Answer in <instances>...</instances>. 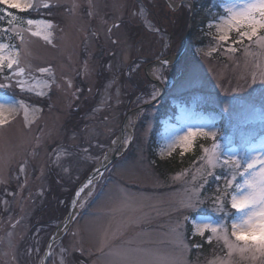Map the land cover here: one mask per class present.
Listing matches in <instances>:
<instances>
[{"label":"rangeland","instance_id":"374dc122","mask_svg":"<svg viewBox=\"0 0 264 264\" xmlns=\"http://www.w3.org/2000/svg\"><path fill=\"white\" fill-rule=\"evenodd\" d=\"M168 1L173 9L164 0H31L29 16L0 6L7 22L0 25L4 55L18 51L25 69L20 76L6 67L0 72V83L11 85L0 87V264L39 263L81 176L118 144L127 117L125 150L80 203L47 264L179 256L178 234L188 248L184 264H264L259 251L229 256L215 236L210 252L197 256L187 238V231L199 235L204 224L230 225L245 214L231 208V195L223 212L216 205L224 178L231 179V164L222 161L264 153V30L242 43H232L239 39L234 30L226 42L219 40L221 29L228 31V9L238 11L253 0H224L204 26L196 0L180 6V0ZM192 13L182 58L149 72V61L171 62L179 53ZM28 19L52 27L38 23L29 29ZM37 31L41 35H31ZM44 67L51 72L38 70ZM162 90L161 100L140 109ZM189 129L209 135L181 146ZM199 143V152L179 170L164 173L154 166L158 157L191 154ZM243 182L236 176L228 192ZM193 198L199 205L186 209ZM129 218L140 222L121 223Z\"/></svg>","mask_w":264,"mask_h":264},{"label":"snow or ice","instance_id":"6c2138e0","mask_svg":"<svg viewBox=\"0 0 264 264\" xmlns=\"http://www.w3.org/2000/svg\"><path fill=\"white\" fill-rule=\"evenodd\" d=\"M0 6H6L10 9H16L21 12L30 10L34 7L31 0H0ZM45 8L51 7V5L44 4ZM228 12L231 14L227 20V32H224L221 29V34L219 40L226 42L229 39L228 33L235 31L238 34L239 39L233 41L232 43H242L244 38L251 40L253 37H256L260 30H264V0H253L245 7L237 10L232 8L228 9ZM11 15V13H9ZM42 23L45 27H52L50 21H36L32 19L27 20V25L29 29L32 25ZM21 41L23 42V34H19ZM31 35L39 36L41 33L39 31L32 32ZM44 40L48 41L49 37L45 35ZM261 44L264 45V37L259 38ZM5 45L0 44V72H3L5 67L7 70L14 71L17 76L23 75L25 69L20 67L19 52L17 51L14 56L5 57L4 55ZM230 51H236L233 47L229 49ZM167 63V61H165ZM14 65L16 68L14 69ZM42 73H49L51 69L49 68H40L38 69ZM5 79H10V77L5 76ZM11 85H6L0 83V87H10ZM23 82H20V87L23 90ZM22 103V102H17ZM5 107L4 104H0V124L4 122V112L2 109ZM208 136L209 133L203 131L202 129L192 130L189 129L188 132L180 137V145L185 146L186 142L190 141L196 136ZM212 138L215 140V133H212ZM124 143H127L125 140ZM112 144H117V141H112ZM214 149L219 148L218 145H213ZM205 153H208V149H204ZM107 157H105L106 159ZM209 163L212 162V157H208ZM216 160L219 162L220 157L217 156ZM222 163L225 166L231 164V179H225V189L223 190V195L217 197L219 203L216 205V210L223 212L224 208L228 203V195H231V208L235 209L238 212L245 213L239 220H232L229 225L227 222L221 225H209L204 224L202 227L198 228L197 231L199 235L204 237L206 231H210L211 235L206 237L209 244L213 243V236L216 237V242L223 240L222 247H226L229 251V256L232 253L239 252L241 255L246 251H259L261 254H264V153L254 154L249 156L246 161H241L238 158L228 157L223 160ZM214 166V165H213ZM243 168V171L240 169ZM99 172V169H97ZM212 174V173H209ZM243 176L244 182L242 184H235V191L232 193L228 192V188L233 186V182L236 179V176ZM223 178V177H222ZM92 181H89L91 184ZM84 189L81 188L80 191ZM79 195V193H78ZM200 203L198 198L191 199L186 205V209H194ZM247 210V211H245ZM185 220L188 217H184ZM139 223L140 219H131L129 218L128 222L122 221L121 223ZM230 229V230H229ZM196 234L195 232L193 233ZM179 239L180 255L179 256H170L163 258L157 261H124L118 262L113 261L112 264H184V255L187 253L188 248L183 243L182 235ZM230 237L235 238L233 242ZM200 247V245H196ZM219 264H225L224 261H220ZM231 264V261H229Z\"/></svg>","mask_w":264,"mask_h":264},{"label":"trees","instance_id":"16d2710c","mask_svg":"<svg viewBox=\"0 0 264 264\" xmlns=\"http://www.w3.org/2000/svg\"><path fill=\"white\" fill-rule=\"evenodd\" d=\"M223 1L224 0H196L195 1V6H197L199 8V12H200V16H201V21H200L201 25L204 26L208 17H210L212 10H217V7ZM9 10L15 12L18 15H23V16H29L30 15L29 10L24 11V12L17 11L15 9H9ZM213 16H211V17H213ZM194 24H195V22L193 23V25ZM0 25L7 26V22L3 20L1 13H0ZM200 40L206 42V37L199 36V41ZM199 149H200V143L198 145L195 144L194 150L191 154L183 156V155H179V152H174L167 159L161 160L158 158L159 160L156 162V167L159 171H162L164 173L165 172L166 173L175 172V171L179 170L182 166H184L186 163H189L191 161L192 157L195 155L194 153L199 152ZM88 173H89V171L87 170L86 174L82 175L80 180L82 178H84ZM63 217H64V215L61 218H60V216L58 218L61 220ZM187 235L189 237V235H191V232L187 231ZM206 237H207V234H204V237H202L200 235H193L191 238H189V241L191 243L190 251L197 256H206L211 250V244H209L207 242ZM196 245H200V247H197Z\"/></svg>","mask_w":264,"mask_h":264},{"label":"water","instance_id":"95a60500","mask_svg":"<svg viewBox=\"0 0 264 264\" xmlns=\"http://www.w3.org/2000/svg\"><path fill=\"white\" fill-rule=\"evenodd\" d=\"M165 1L170 6V8L173 9L171 4L167 0H165ZM187 1H189V0H187ZM181 2H183V1H180V3ZM190 26H191V17H190L189 24H188V30H187V34H186V38H185V43H184L181 51L178 54H176L175 56L171 57L172 61L170 62L167 58H163V59H160V60H158V61H156L154 63H156V64L161 63V64H164L165 66H169L172 63H174L177 59L180 58V56L184 52V50L186 48V45H187V42H188ZM165 61H167V63H165ZM160 97H161V94H158L153 100H151L150 102H148V103L144 104L143 106H141L140 109H143L146 106L155 103ZM123 133H124V128L121 129L120 139H119V142L117 144V149L118 150L114 151L106 159L104 158V160L102 161L100 166L96 167L94 169V171L77 187V190H76L75 194L73 195L72 200L70 202L69 213L66 216V218L63 220V222L56 228V230L52 233L51 237L49 238V240H48V242L46 244V247L44 249V252H43V254L41 256V260H40L39 264H46L47 263L50 251L53 248V246L55 244V241L58 239L59 235H61L59 233H62L64 231V229L70 224V222H71V220L73 218V212L75 210L76 200L79 197V195L82 193V191H80L81 188L84 189L85 186L87 184H89V181H93L97 176H99L105 170V168L109 165V163H111L118 156L119 153H122L125 150L126 147H122V136H123ZM97 169H99V172L97 171ZM78 193H79V195H78ZM62 229H63V231H62Z\"/></svg>","mask_w":264,"mask_h":264},{"label":"bare ground","instance_id":"6f19581e","mask_svg":"<svg viewBox=\"0 0 264 264\" xmlns=\"http://www.w3.org/2000/svg\"><path fill=\"white\" fill-rule=\"evenodd\" d=\"M155 66H157V64L155 65ZM148 70H149V72H151L152 70H153V67H149L148 68ZM129 118L127 117L126 118V124H125V128L126 129H129ZM116 150H118L117 149V145L115 146V147H113V148H111V150L109 151V153L107 154V157H109L110 155H111V153L112 152H114V151H116ZM92 185L91 186H89L86 190H84V192H83V194H82V196L80 197V200L82 201L84 198H86L87 197V195L89 194V192L92 190ZM60 234V233H59ZM56 242V241H55Z\"/></svg>","mask_w":264,"mask_h":264}]
</instances>
